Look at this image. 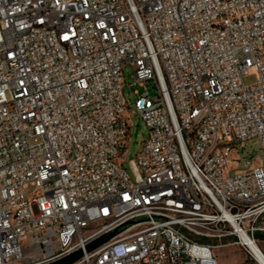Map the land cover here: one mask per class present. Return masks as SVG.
Listing matches in <instances>:
<instances>
[{
  "label": "built area",
  "instance_id": "built-area-1",
  "mask_svg": "<svg viewBox=\"0 0 264 264\" xmlns=\"http://www.w3.org/2000/svg\"><path fill=\"white\" fill-rule=\"evenodd\" d=\"M261 232L264 0H0V264H264Z\"/></svg>",
  "mask_w": 264,
  "mask_h": 264
},
{
  "label": "rangeland",
  "instance_id": "rangeland-1",
  "mask_svg": "<svg viewBox=\"0 0 264 264\" xmlns=\"http://www.w3.org/2000/svg\"><path fill=\"white\" fill-rule=\"evenodd\" d=\"M134 80L135 77L131 66L126 65L123 68V93L126 98L125 115L129 117L131 125L128 136V146L125 152L126 161L129 158L136 156L137 151L142 146L143 140H145L148 136V128L146 124L143 120L139 118V115L134 111V100L136 96L134 94L133 89H138L139 91H142L144 90V86L139 85L138 83L131 85ZM255 80L256 75L253 72L243 76V81L246 84H251L255 82ZM147 88L151 96L156 93V88L154 87L153 82L151 80L147 82ZM258 151V141L254 138L246 143L244 155L248 157L253 156L256 155ZM124 164L127 165V162H124ZM37 191L38 187L34 185H30L26 189L27 196L29 197L35 196ZM262 233L264 232H261V234ZM258 240L260 248L262 249V251H264V238L258 236ZM221 241L224 243V245L214 248V253L218 264H241L245 259V255L242 249L236 244L227 243L228 241H230L229 238H224ZM208 242L213 244L218 242V240H208Z\"/></svg>",
  "mask_w": 264,
  "mask_h": 264
},
{
  "label": "water",
  "instance_id": "water-1",
  "mask_svg": "<svg viewBox=\"0 0 264 264\" xmlns=\"http://www.w3.org/2000/svg\"><path fill=\"white\" fill-rule=\"evenodd\" d=\"M115 231H110L107 233H104L100 236H98L97 238L93 239L90 243L87 244L86 249L87 250H92L95 247L101 245L102 243L106 242L110 237H112L114 235ZM82 254L81 250H76L74 252H72L71 254L48 264H69L72 261L76 260L77 258H79Z\"/></svg>",
  "mask_w": 264,
  "mask_h": 264
},
{
  "label": "trees",
  "instance_id": "trees-1",
  "mask_svg": "<svg viewBox=\"0 0 264 264\" xmlns=\"http://www.w3.org/2000/svg\"><path fill=\"white\" fill-rule=\"evenodd\" d=\"M258 236L261 237V238H264V233H258Z\"/></svg>",
  "mask_w": 264,
  "mask_h": 264
}]
</instances>
